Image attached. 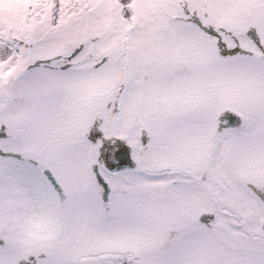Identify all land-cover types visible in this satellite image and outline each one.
I'll use <instances>...</instances> for the list:
<instances>
[{
  "label": "snow or ice",
  "instance_id": "6c2138e0",
  "mask_svg": "<svg viewBox=\"0 0 264 264\" xmlns=\"http://www.w3.org/2000/svg\"><path fill=\"white\" fill-rule=\"evenodd\" d=\"M0 264H264V0H0Z\"/></svg>",
  "mask_w": 264,
  "mask_h": 264
}]
</instances>
